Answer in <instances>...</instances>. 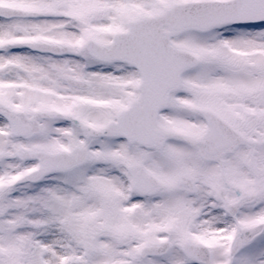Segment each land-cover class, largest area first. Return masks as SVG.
<instances>
[{
  "label": "rangeland",
  "instance_id": "1",
  "mask_svg": "<svg viewBox=\"0 0 264 264\" xmlns=\"http://www.w3.org/2000/svg\"><path fill=\"white\" fill-rule=\"evenodd\" d=\"M2 1L21 4V6L44 7L46 11L50 9L47 13L52 15H60L68 8L77 7L68 0ZM131 1L135 3L138 13L160 9L169 2V0ZM105 4V11L101 14L97 13V18L95 15L93 21L86 23L88 26L122 25L127 16L126 12L119 10L115 12L117 15H113L112 2L107 1ZM71 22H67V27L63 24L61 26L67 31L63 34L67 33L66 36L76 45L80 43L79 36H85L92 29L82 22L79 24L75 20ZM16 24L11 23L10 27L0 22V45H3L7 38L36 34L35 31L31 34L33 30H28V26H34L33 23ZM57 25L59 26L60 23ZM38 29V32L51 33L47 28L38 27ZM230 30L193 32L177 39L179 43L183 42V45L194 51L202 61L197 69L183 75L185 94H174L173 101L176 104L180 99H187L184 101L193 104H210L219 101L226 106L231 105L233 112L230 108L221 107V111L229 116L231 112L235 113V116L246 115L245 112L252 114L257 112L264 122V26L256 27L251 31L237 29L227 33ZM100 38L106 37L100 35ZM3 56L0 57V64L8 63L14 58L16 60L24 58L26 62L33 61L32 56L25 54L5 53ZM78 57L83 59L77 61H84V55ZM129 78L132 76L130 75ZM13 84L17 83L13 82ZM104 89L103 97H107L112 87ZM114 90H117V87ZM115 101L121 103V100ZM189 112L191 111L186 109L181 113L184 120L177 116L179 112L174 109L171 115L169 114V123L181 126L185 121L194 124L197 119L200 120L195 112ZM109 117L107 110L103 118L93 120L104 123ZM237 124L245 127L244 123ZM63 126L56 131V140H49V143L56 145L55 147L73 148L76 144L94 147L98 145L97 143H102L88 140L86 135L74 129L72 124ZM111 144L113 142L105 143L106 149L101 148L99 152L102 156L100 159H104L107 165L104 163L101 167L90 165L83 170L68 174H56L41 185L14 186L12 189L10 187L8 189L5 185L14 181L15 177L30 165L23 164L17 158L10 160L1 156L3 149L0 144V264H144L138 259L136 252L137 244L142 238H138L135 231L138 225L149 223V216L155 215L157 209L149 212L154 203L130 198L127 192L129 184L126 182L127 177L124 172L120 169L118 174L116 168L111 167L118 154H122L124 150L127 154V148L117 144L112 150ZM166 148L169 152L170 148ZM12 154L14 155V152ZM152 164H155V161H152ZM240 167L244 168V165L239 164L236 159L228 162L231 174L236 173V169ZM257 169L259 172V168ZM88 172L92 175H88ZM252 181H256V178ZM258 186H261L264 192L262 180L259 181ZM180 200L185 203L184 199ZM260 201L261 205L252 210L261 214L258 215L259 217L264 216V196ZM131 206L138 208L134 215L128 213ZM220 215V212L215 213L214 219L219 218ZM220 223L227 222L220 220ZM126 224L130 228L125 232L119 226ZM128 234L129 241L125 242L123 236ZM179 235L180 232L173 238L178 239ZM190 235L193 237V233ZM213 236L216 240H220V234L218 235L216 231L213 232ZM222 240L224 245H216L215 264H224L228 259L225 253L227 245L224 239ZM94 247H101L103 253L99 255L94 253ZM178 260L175 258L174 261ZM235 264H264V236L243 250Z\"/></svg>",
  "mask_w": 264,
  "mask_h": 264
},
{
  "label": "flooded vegetation",
  "instance_id": "2",
  "mask_svg": "<svg viewBox=\"0 0 264 264\" xmlns=\"http://www.w3.org/2000/svg\"><path fill=\"white\" fill-rule=\"evenodd\" d=\"M68 1L72 3V0ZM60 18L67 19V16L64 15ZM47 21L44 23L38 22V24L31 25L28 28L36 31V33L39 30L38 27L47 28L52 35L48 32L46 35L35 34L26 38H45L65 43V45L69 43L64 51L60 50L62 53H56L55 55L27 46L0 47V57H4L5 53L10 55L25 54L33 57L32 62H26L24 58L17 60L14 58L13 61L0 64V68L12 66L18 70L16 78L10 75H0L1 109H4L5 112L17 113L21 119H25L32 127L35 123H38L41 127V132L38 134L35 133L27 138H17L12 133L10 119L4 114H0V144L3 149L1 156H5L10 160L15 158L14 156L21 147H42L52 150L49 146V140L54 138V124L59 119L56 118L55 113H63L77 120L78 122L69 121L67 118L59 119V121L72 124L74 129L82 131L88 140H100L101 138L91 139L88 137L87 132L83 131L79 122L91 123L94 126L100 125L101 123H97L93 119L103 118V114L107 110L110 117L115 118L121 108L130 104L140 95L139 80H137L136 72L132 67L126 64L104 63L94 60L89 56L85 46L70 45L71 41L66 36L67 33L63 34L67 31L63 29L65 27L61 26L62 24L66 25L67 21L56 20L57 22L54 23H51L53 21L50 23ZM57 23H60V25L58 26ZM62 35L65 36L62 37ZM82 55L85 56L84 61H77L83 59L78 57ZM130 75L132 78H129ZM75 81H79L78 83L83 85L78 87ZM13 82L17 84H13ZM108 87H112V91L110 94L108 93L107 97H103L104 88ZM115 87H117V90H114ZM116 99L121 100V103H117ZM104 101H106V106H103ZM41 112L44 114L39 117ZM258 114L255 113L248 118L247 116L246 118L244 116L236 117L239 123L245 124V127L239 126L236 122H229L247 137V143L234 154L228 155L225 158L224 166L226 177L230 183L261 194L263 191L261 186L258 185L260 180L264 181V170L261 171L260 169L261 172H258L257 165L260 162V157L264 159V122ZM162 115L160 114V120ZM203 126L200 130L196 128L191 133L192 136L198 137L204 134L206 127ZM180 143H167L164 148L160 149H145L138 145H131L130 147L133 149H126L127 154L125 150L122 154H118L111 166L116 168L118 174L121 169L127 177V181L130 182L133 180V175L128 171V168L131 166H144L146 170L153 173L164 183V188L154 195H162L160 200L161 210L159 211L161 224L158 226L161 230L170 231L172 236L180 227L183 216L184 206L179 200L180 196H186L190 200L197 199L193 210H195L196 220L202 223L205 228L209 226L213 229L216 201L223 207L222 203L217 200L221 192V186H223L219 164L213 161H210V163L204 161L199 157L196 149L187 146L185 143ZM97 144L94 147H84L87 148L92 162L101 167L103 163H106L103 161L104 159H100L102 156L99 152L102 150V144ZM124 144L128 146V143L125 142ZM77 145L79 144L75 146ZM168 146H170L169 152L166 148ZM249 158L251 161L256 162L254 165L252 164L250 175L246 165ZM234 159L238 160L239 164L244 165V168L240 167L236 169V173L231 174L228 162ZM152 161H155V164H152ZM29 162L34 166L39 164L37 160L26 161V163ZM181 175H188L196 180L197 193L195 195H191L186 191L173 190L175 181ZM255 178L256 181H252ZM224 197L231 200L237 196L234 191H226ZM247 209L248 207H244L240 214H246ZM228 219L232 223L231 218ZM150 224L156 225L154 223ZM150 224L148 225L150 226ZM209 237L212 236L209 234ZM182 241L181 239L171 238L169 253L159 258L168 260L165 264H198L189 261L182 253ZM196 242L205 243L210 248L212 256H214V242L211 239L204 237L203 239H197ZM175 258L179 260L175 262Z\"/></svg>",
  "mask_w": 264,
  "mask_h": 264
},
{
  "label": "water",
  "instance_id": "3",
  "mask_svg": "<svg viewBox=\"0 0 264 264\" xmlns=\"http://www.w3.org/2000/svg\"><path fill=\"white\" fill-rule=\"evenodd\" d=\"M231 24L234 26L264 24V0H193L190 2H176L166 8L164 12L143 16L140 19L131 21L132 26L129 33L118 34L114 43L108 45L109 49L102 52L105 56H111L113 54L112 50L120 47L119 56L117 57L138 67L142 74L143 97L151 89L152 94L155 87L162 88L159 95L167 104L169 94L181 87V75L198 64V59L190 51L176 47L171 43L172 37L189 30L207 31L214 29V27ZM205 116L210 120L209 128L212 129L211 133H213V128L217 126L214 123V116L207 114ZM125 117L120 116L117 124H111L102 128V130L91 129V131L101 136L118 135L127 137L133 142L150 143L149 145L155 143L158 145L159 139L147 140L143 133L133 131L129 126V122H132V120ZM153 120L154 127H157L156 119ZM152 135H157V133L154 134L153 132ZM208 137L209 135L194 141L176 132L164 130L163 139L164 141L170 138L189 141L193 145L199 146L202 157L205 159L210 157L221 161L220 155L233 151L232 149H223L217 156H208L209 149L205 146L209 142ZM50 155H55V170H67L76 164H70L75 160V156H68L64 153ZM249 196L247 195L234 202L235 207L228 205L227 209L233 211L232 213L235 215L239 207L247 202ZM262 229L263 226L257 224L239 230V235L235 239L231 250L232 260L244 245L246 246L261 234Z\"/></svg>",
  "mask_w": 264,
  "mask_h": 264
}]
</instances>
